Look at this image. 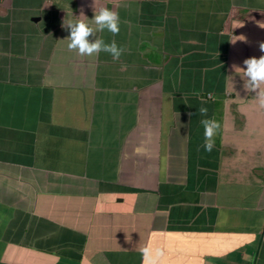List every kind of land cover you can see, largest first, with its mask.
Wrapping results in <instances>:
<instances>
[{"label":"crops","instance_id":"crops-1","mask_svg":"<svg viewBox=\"0 0 264 264\" xmlns=\"http://www.w3.org/2000/svg\"><path fill=\"white\" fill-rule=\"evenodd\" d=\"M101 7L119 61L67 47ZM260 26L264 0H0V264H264V109L233 68Z\"/></svg>","mask_w":264,"mask_h":264},{"label":"clouds","instance_id":"clouds-1","mask_svg":"<svg viewBox=\"0 0 264 264\" xmlns=\"http://www.w3.org/2000/svg\"><path fill=\"white\" fill-rule=\"evenodd\" d=\"M96 28L89 26L84 21L69 22L65 25L70 29V35L67 37L69 43L67 45L69 51H74L80 56H98L101 52H105L111 55L113 61H119L120 57L124 53L125 49L117 45L113 40L111 43H106L103 39L96 38V32H103L107 30L113 36H116L120 32V16L118 11L101 7L98 14L95 12L92 19ZM244 25L240 22H234L232 25L233 30L236 28H242ZM264 28V26H260ZM94 38V39H90ZM231 43L235 44L237 41L247 42L246 37L235 36ZM259 49L264 53V42L259 44ZM245 67H239L233 65L235 72L243 73L244 87L245 89L254 92L258 102V106L264 109V55L259 58L251 57L243 61ZM198 112L201 117L200 123L204 128V144L203 148L206 152L211 153L215 147L214 137L217 135L221 125L215 119L207 118V107L201 106L198 108ZM191 116L192 114L189 113ZM143 264H158V259L162 253L157 250L155 255L150 248H144L141 250Z\"/></svg>","mask_w":264,"mask_h":264}]
</instances>
